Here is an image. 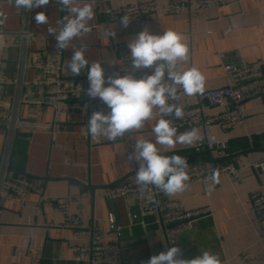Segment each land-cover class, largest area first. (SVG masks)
<instances>
[{
    "label": "crops",
    "instance_id": "obj_1",
    "mask_svg": "<svg viewBox=\"0 0 264 264\" xmlns=\"http://www.w3.org/2000/svg\"><path fill=\"white\" fill-rule=\"evenodd\" d=\"M135 0H89L93 3L95 17L90 22L91 31L72 44L77 49L85 48V57L91 63L98 61L111 73L106 59L110 58L107 45H119L114 52L115 69L124 76L131 71L128 59V43L143 29L152 34L162 35L169 29L183 34L189 47V59L185 69L198 68L205 76V89L227 85L225 63H249L264 69V0H237L223 7H212L197 11L192 1L188 10L180 14L165 11L163 1L156 3L151 21L143 27L124 28L120 19L106 15L104 8L115 9ZM0 12L7 16L0 24V116L39 121L50 125L48 128L22 126L8 133L0 125V158L8 154L10 176H22L24 172L37 186L35 192L21 203L18 200L2 199L0 214V264L13 261L28 263L33 256L41 258V264H145L153 255L165 252L173 245L168 244L163 229L155 225V216L146 218V227L132 221L127 211L137 213L130 198L108 199L107 190L120 179L130 176L135 140H155L151 128L159 119L157 113L146 123L145 128L129 130L122 138L109 141L107 138H93L87 135L83 107L69 113L56 112L51 106L31 102H20L31 94L35 72L31 63L45 51L61 52L71 60L74 49L60 50L56 47L54 35L47 28L56 26V20L67 12L58 3H49L31 12L15 8L11 0H0ZM44 12L50 19L48 25L37 24L34 17ZM28 20L29 36L22 41L17 33ZM114 29L115 37H108ZM11 32V33H10ZM25 46V48H24ZM25 49V67L20 68V51ZM141 72V71H138ZM136 72V73H138ZM71 75V74H70ZM88 76L87 71L74 78ZM185 102L197 103L196 95L186 96ZM245 122L231 131L222 130L217 124L198 125L200 136L208 139L228 137L227 155H236L233 161L242 166L240 177L230 181L220 176L211 195L205 183H188L183 193L166 196L158 191V198L178 201L184 209L209 207V213L195 219L191 226L183 228L175 244L181 249L182 258L193 259L202 250L219 254L223 264H264V240L260 237L259 222L252 211L250 195L264 194V174L251 164L264 158V95L242 103ZM218 109L211 112L216 113ZM167 156L180 155L188 164L204 159V154L195 153L192 146L176 144L174 149H163ZM218 159V158H216ZM230 161V160H229ZM209 183H211L209 181ZM80 201L71 205L68 211L56 209L55 205L67 198ZM113 213L122 226L120 256L105 254L94 262L85 257L80 261L73 258L69 247L88 245L85 235H74L71 228L61 227L67 216H76L86 227L95 226L100 230L102 242L112 238L108 231V213ZM131 222H134L131 225ZM148 236V239L144 236ZM246 251V262L238 255Z\"/></svg>",
    "mask_w": 264,
    "mask_h": 264
},
{
    "label": "built area",
    "instance_id": "obj_2",
    "mask_svg": "<svg viewBox=\"0 0 264 264\" xmlns=\"http://www.w3.org/2000/svg\"><path fill=\"white\" fill-rule=\"evenodd\" d=\"M101 3H106L108 0H99ZM163 1L165 11L169 14H180L188 10L189 3L192 1L194 8L197 11H203L212 7H223L234 4L237 0H135L124 6L111 9L104 8L103 12L111 17H121L128 15L131 22L129 26L143 27L151 21V15L154 13L156 3ZM51 3H58L57 0H51ZM24 25L17 32L23 43L27 42L29 32L27 29L28 20L24 18ZM11 33V32H10ZM110 52V58L106 62L112 67L111 73L105 75L107 77H117L120 75L115 69L116 59L114 52L118 50L119 45L109 43L107 45ZM25 48V46H24ZM21 64L20 68L25 67L26 53L25 49L20 51ZM66 59L61 52H42L32 63L31 68L35 72L34 80L32 81L31 94H27L20 102H31V95H36L37 105L51 106L56 112L69 113L75 108L83 107L84 122L88 132V120L93 112L103 111L107 113L110 109L99 98H91L87 95L89 88L88 76L83 78H74L66 72ZM224 71L227 73L228 82L224 87L205 89L202 94H196L197 103L194 105L187 104L184 99L187 95L180 94V98L170 103L183 105V119H173L174 126L178 133L195 128L198 125L208 126L217 124L222 130L231 131L245 122L246 115L242 109V103L256 97L264 95V69H260L254 64L249 63H231L227 62L223 65ZM149 70L145 69L135 73L137 78H140ZM150 74V73H149ZM3 79L0 77V85H3ZM107 86V84H106ZM1 91V88H0ZM218 109L216 113L211 112ZM158 118H160L158 110H156ZM171 119V117H169ZM0 125H3L8 133H13L16 129L22 126H33L36 128H48V124L39 121H31L28 119H19L14 117H6L5 111L0 116ZM228 137L218 139H208L200 136V140L192 145L195 153L204 154V157L216 159L226 155L228 147ZM133 169L132 174L120 183L111 186L107 192L108 199L115 198H130L133 205L137 208V213L128 210L127 216L129 219L139 223L145 229L148 216H155L153 223L161 227L165 233L166 240L169 245H173L176 241V235L183 229L192 225L198 217L208 214L209 207H202L187 210L180 206L178 201L171 199L158 198V191L154 187H150L145 192L141 193L135 183V173L138 170V163L132 159ZM8 154L3 153L0 158V201L2 199L18 200V202L27 201L28 195L35 192L36 184L25 176H10L8 172ZM254 169L259 168L264 174V158L259 159L251 164ZM242 166L235 161H223L219 163L212 162H193L189 164L188 183H205V179L211 175L213 170H219V177L224 176L230 181L237 180L242 172ZM79 198H67L63 202L55 205L56 209H64L68 211L71 205L78 204ZM252 211L256 215L259 222L260 237L264 240V194L255 192L250 195ZM0 203V214L2 211ZM108 231L112 238L103 243L100 230L98 227L84 226L76 216H67L61 227L71 228L74 235H85L88 240V245H75L69 247L73 253V258L80 261L87 257L91 261L97 262L102 259L105 254L112 256H120L122 250V242L120 236L122 226L119 225L113 215L108 213ZM131 222V225L134 223ZM148 239L147 233L144 236ZM248 253L242 251L238 258L242 262L248 260ZM10 264H41L39 256H33L28 263L13 261Z\"/></svg>",
    "mask_w": 264,
    "mask_h": 264
},
{
    "label": "clouds",
    "instance_id": "obj_3",
    "mask_svg": "<svg viewBox=\"0 0 264 264\" xmlns=\"http://www.w3.org/2000/svg\"><path fill=\"white\" fill-rule=\"evenodd\" d=\"M15 8L31 12L48 5L51 0H11ZM61 9L67 12L56 20V26H49L47 32L54 35L56 47L60 50L72 47L74 54L66 62L65 74L79 76L87 71L89 88L87 95L99 98L110 109L93 112L88 120V132L93 138L103 137L109 141L122 138L129 130L145 128L158 110L160 118L151 131L155 140L138 138L129 159H135L139 165L135 173V183L141 193L154 187L166 196H175L188 188L189 164L180 155L167 156L163 149H174L176 144L195 145L200 140L196 128L178 133L173 119H183V105L170 103L183 95L194 96L205 91V76L196 67L185 69L184 62L189 59V47L183 34L175 30L164 31L162 35L152 34L147 28L140 31L128 43V59L131 71L124 76L105 78V69L98 61L89 62L85 57V48L73 46L74 39L84 37L91 31L90 22L95 17L93 3L89 0H57ZM7 16L0 12V24ZM37 24L48 25L49 17L38 12ZM132 19L128 15L121 17L120 24L127 28ZM115 37L112 29L108 37ZM149 70L140 78L135 73ZM107 84V86H106ZM171 117V119L169 118ZM209 181L211 183H209ZM220 182L219 170H213L205 179L206 191L211 195ZM145 264H223L219 254L202 250L193 259L182 258L181 249L174 243L165 252L150 257Z\"/></svg>",
    "mask_w": 264,
    "mask_h": 264
},
{
    "label": "water",
    "instance_id": "obj_4",
    "mask_svg": "<svg viewBox=\"0 0 264 264\" xmlns=\"http://www.w3.org/2000/svg\"><path fill=\"white\" fill-rule=\"evenodd\" d=\"M236 155H225L224 157H222V158H218V159H212V158H204V159H199V160H195L194 162H212V163H219V162H223V161H233V158L235 157ZM257 170L258 171H260V169L259 168H257ZM20 174H22V176H25V177H27V178H32V176H30V175H28V174H26V173H24V172H20ZM132 174V173H131ZM129 176H127V177H124V178H122V179H120L117 183H120V182H122L123 180H125V179H127ZM117 183H114L113 184V186L115 185V184H117Z\"/></svg>",
    "mask_w": 264,
    "mask_h": 264
}]
</instances>
